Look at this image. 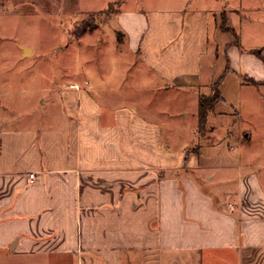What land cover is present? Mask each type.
Instances as JSON below:
<instances>
[{
  "label": "crops",
  "instance_id": "crops-1",
  "mask_svg": "<svg viewBox=\"0 0 264 264\" xmlns=\"http://www.w3.org/2000/svg\"><path fill=\"white\" fill-rule=\"evenodd\" d=\"M232 4L117 15L115 52L147 86L198 104L224 75L203 134L186 111L165 134L163 110L127 103L109 79L100 96L64 84L56 115L44 98L23 112L0 101V264H264L260 164L233 120L246 94L264 117V0Z\"/></svg>",
  "mask_w": 264,
  "mask_h": 264
},
{
  "label": "rangeland",
  "instance_id": "rangeland-1",
  "mask_svg": "<svg viewBox=\"0 0 264 264\" xmlns=\"http://www.w3.org/2000/svg\"><path fill=\"white\" fill-rule=\"evenodd\" d=\"M119 1L0 0L2 107L23 112L24 107H36L35 100L44 98L54 101L55 104L49 108L51 114L56 115L61 109L58 91L64 84L75 82L98 91L97 88L104 90L111 87L109 79L111 83H118L116 86L127 89V103L139 109L152 103L156 109L163 110L159 119H165L169 124L165 134L173 122L171 119L180 112L190 113L193 123H196L198 104L193 95L160 91L154 84L147 86L146 81L154 82L153 77L145 71L141 72L138 65H134V60L127 65L126 58H122L126 54L115 52L119 43H125L118 34V12L175 10L181 6L189 7V2L194 0H122V4ZM237 1L231 0L233 4ZM84 24L98 26L78 36ZM20 47L35 49L34 57L31 54L23 57ZM136 62L139 63V60ZM212 90L213 85L203 90V94L210 95ZM102 92L99 90L96 95L100 96ZM257 92L262 94L263 89ZM248 95H245L240 115L233 120L240 123L244 138L249 135L248 139L243 138L242 152L245 159L260 164L256 172L264 187V117H260L261 104L258 103L256 108L249 106ZM150 98L152 101L148 100ZM165 111L174 116L167 117ZM209 123L213 126L215 119L209 118ZM234 127L231 123L230 134L235 131ZM235 128L237 130L238 127ZM180 142L179 148L183 145ZM235 189L232 185L226 187L230 191Z\"/></svg>",
  "mask_w": 264,
  "mask_h": 264
},
{
  "label": "trees",
  "instance_id": "trees-1",
  "mask_svg": "<svg viewBox=\"0 0 264 264\" xmlns=\"http://www.w3.org/2000/svg\"><path fill=\"white\" fill-rule=\"evenodd\" d=\"M119 3H122V0L119 1ZM98 24L94 26H89V24H84L78 33V36H82L86 33L87 30L93 31L96 29ZM224 31H232V30H227L224 26L222 27ZM234 35L235 33L232 32ZM120 36V33H118ZM255 54L260 57V52L256 51ZM264 60V58H263ZM224 78V75L221 76L213 85V90L210 95H201L198 103V128H197V133L203 134L207 128L208 124V118L211 112L213 111L214 107L216 104L221 102L223 100L221 93L219 91L220 84L222 83ZM245 82L247 83H252L256 84L253 80H249L245 78Z\"/></svg>",
  "mask_w": 264,
  "mask_h": 264
},
{
  "label": "water",
  "instance_id": "water-1",
  "mask_svg": "<svg viewBox=\"0 0 264 264\" xmlns=\"http://www.w3.org/2000/svg\"><path fill=\"white\" fill-rule=\"evenodd\" d=\"M21 49L23 51L24 57H26L27 55L31 54V49H29L27 47H22Z\"/></svg>",
  "mask_w": 264,
  "mask_h": 264
},
{
  "label": "built area",
  "instance_id": "built-area-1",
  "mask_svg": "<svg viewBox=\"0 0 264 264\" xmlns=\"http://www.w3.org/2000/svg\"><path fill=\"white\" fill-rule=\"evenodd\" d=\"M35 178L34 175H30V179L33 180Z\"/></svg>",
  "mask_w": 264,
  "mask_h": 264
}]
</instances>
